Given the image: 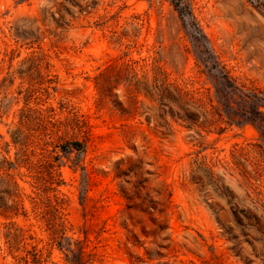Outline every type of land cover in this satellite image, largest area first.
I'll return each instance as SVG.
<instances>
[{"label": "rangeland", "instance_id": "obj_1", "mask_svg": "<svg viewBox=\"0 0 264 264\" xmlns=\"http://www.w3.org/2000/svg\"><path fill=\"white\" fill-rule=\"evenodd\" d=\"M85 231L87 264H264V0H0V264Z\"/></svg>", "mask_w": 264, "mask_h": 264}, {"label": "trees", "instance_id": "obj_2", "mask_svg": "<svg viewBox=\"0 0 264 264\" xmlns=\"http://www.w3.org/2000/svg\"><path fill=\"white\" fill-rule=\"evenodd\" d=\"M86 235L83 240H72L69 238H62L60 237L58 232L54 233V236L52 238L54 243H57L60 247V249L65 252L67 261L69 264H87L89 259L91 257V254H88L86 252V248L89 242V237L87 234V231H85ZM8 244L10 252L14 255L16 252L20 249V236L18 233H11L9 232L7 235ZM36 249L31 251H26L25 255H16L14 256L17 260V264H28L29 258L32 256L37 258L36 255Z\"/></svg>", "mask_w": 264, "mask_h": 264}]
</instances>
